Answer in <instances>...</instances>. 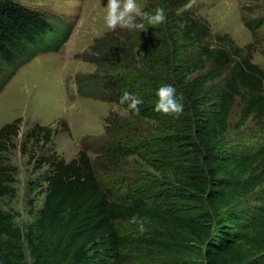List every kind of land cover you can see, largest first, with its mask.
<instances>
[{
  "label": "trees",
  "instance_id": "1",
  "mask_svg": "<svg viewBox=\"0 0 264 264\" xmlns=\"http://www.w3.org/2000/svg\"><path fill=\"white\" fill-rule=\"evenodd\" d=\"M188 1L149 0L142 9L163 6L164 23L112 29L90 46L86 59L95 73L77 78V92L114 103L128 117L108 115L103 144L81 149L70 161L55 153L29 155L30 164L48 168L42 207L25 235L32 264H129V242L182 257L162 264H264V195L255 207L241 208L239 202L264 186V71L227 34L212 37L204 19L179 12ZM63 27L46 12L0 0V92L34 56L57 50L67 34ZM165 83L183 95L178 116L156 109L157 89ZM126 91L142 98L139 113L120 103ZM235 106L237 129L250 120L262 129L258 140H246L255 141L253 146L233 141L231 147L228 141ZM20 122L0 127V197L14 192L15 168L3 154ZM144 130L150 134L141 135ZM53 133L35 125L24 140L44 147ZM88 153L97 155L96 162ZM132 155L160 174L153 181L164 191L113 195L100 173ZM133 216L168 231L153 239L125 237L119 223ZM12 219L0 210V264L22 259L1 245L20 241Z\"/></svg>",
  "mask_w": 264,
  "mask_h": 264
},
{
  "label": "rangeland",
  "instance_id": "2",
  "mask_svg": "<svg viewBox=\"0 0 264 264\" xmlns=\"http://www.w3.org/2000/svg\"><path fill=\"white\" fill-rule=\"evenodd\" d=\"M31 9L46 12L61 20L65 36L57 50H49L34 56L24 64L0 92V127L20 118L19 133L9 151L3 154L6 164L15 168L11 196L0 197V210L13 216L12 222L20 231V241L16 245L1 240L8 254H19L20 264H32L33 259L25 238L33 227L44 200V174L48 168H36L29 163V155L55 153L59 158L70 161L81 149L89 150L103 144L101 137L108 115L122 118L128 112L114 103L102 101L99 97H82L77 92L76 80L80 76L95 73V65L87 61L90 46L104 36L109 29L105 24L107 0H14ZM149 0H137L144 8ZM179 12H193L204 19L210 27L212 37L227 34L233 42L250 53L253 63L264 71V0H189ZM124 31L126 27L117 26ZM213 38L209 39L211 42ZM239 119V108L235 106L229 119L227 138L231 147L237 141L242 146H253L262 129L255 120L244 127L235 126ZM35 125L49 126L54 131L51 142L41 144L26 143L24 135ZM141 131L147 136L150 130ZM233 142V143H232ZM92 160L97 155L88 153ZM145 154V153H144ZM141 157V156H140ZM137 155L127 159L114 160L111 168L101 179L114 196L124 197L138 191L136 196L149 191H164L153 178L160 174ZM109 178V179H108ZM141 183L144 185L142 188ZM134 186H136L134 188ZM170 184H167L169 189ZM264 195V186L255 191L245 201H239L241 208L258 206ZM188 217L189 213H180ZM124 221L119 223L123 236L128 238H156L165 228L149 222ZM173 232V231H171ZM127 253L132 257L129 264H162L165 260L177 261L182 257L156 249L149 245L129 242Z\"/></svg>",
  "mask_w": 264,
  "mask_h": 264
},
{
  "label": "clouds",
  "instance_id": "3",
  "mask_svg": "<svg viewBox=\"0 0 264 264\" xmlns=\"http://www.w3.org/2000/svg\"><path fill=\"white\" fill-rule=\"evenodd\" d=\"M107 11L104 17L109 29L123 26L128 29L144 30L146 25H160L166 21V12L163 6H158L154 11H145L137 4V0H107ZM158 99L156 109L166 114L179 115L184 110L183 95L178 93L173 84H162L157 89ZM142 98L131 92H124L120 103L126 104L128 109L139 113ZM139 223L140 231H145V226L138 218H131Z\"/></svg>",
  "mask_w": 264,
  "mask_h": 264
}]
</instances>
